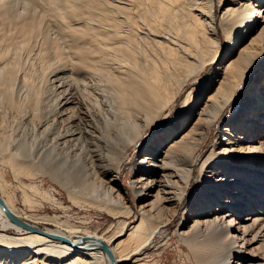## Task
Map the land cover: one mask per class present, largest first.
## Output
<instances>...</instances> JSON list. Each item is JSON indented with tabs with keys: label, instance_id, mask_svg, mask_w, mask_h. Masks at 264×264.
<instances>
[{
	"label": "bare ground",
	"instance_id": "obj_1",
	"mask_svg": "<svg viewBox=\"0 0 264 264\" xmlns=\"http://www.w3.org/2000/svg\"><path fill=\"white\" fill-rule=\"evenodd\" d=\"M220 31L229 58L211 71L206 101L199 106L189 91L132 167L138 222L127 238L109 246L119 234L77 237L81 229L20 212L0 192L40 231L11 222L0 207V264H111L102 242L117 264H149L142 255L180 215L196 169L198 188L177 228L196 264H264V71L211 150L199 154L244 82L264 67V0H0V163L16 178L47 173L81 188L97 183L110 214H135L120 186L123 161L216 62ZM22 58L37 59L40 70ZM0 178L8 182L2 166ZM24 200L36 208L26 191Z\"/></svg>",
	"mask_w": 264,
	"mask_h": 264
},
{
	"label": "rangeland",
	"instance_id": "obj_2",
	"mask_svg": "<svg viewBox=\"0 0 264 264\" xmlns=\"http://www.w3.org/2000/svg\"><path fill=\"white\" fill-rule=\"evenodd\" d=\"M216 7H217V14H219L221 12V6H219L218 3H216ZM220 34L222 36L223 41H222L221 51L218 55L216 62L208 65L205 71L200 76L196 77L195 79H193L191 82L188 83V85L185 87L182 94L174 104L175 106L173 105L171 107L172 110L168 111L169 115L167 114L166 117H163L158 121L160 127H158V123L150 127L145 133V135L140 139L139 143L135 147L129 150V153L126 156L127 159L125 158V160L123 161L122 171L120 174V186L126 191L128 195L129 203L132 204V206H134L133 208L135 209V214L129 217L123 215L117 217L115 215L113 216L112 213L110 214V212L105 209L107 208V206L100 204L102 199H106V197L104 196L105 195L104 189L101 188V185L99 184L97 185V183H93V182L89 183L88 187L82 185V188L85 187L83 191L81 186L79 187L76 184L74 185L73 183H67L61 177L59 176L56 177L55 175H50L47 173L36 175V178L33 177L35 179L29 177L16 178L12 170L8 166H5L1 163H0V167L2 166L3 172L8 182L3 181L0 178V192L3 193L5 197L9 199L12 202V204L15 206V208L20 212L21 211L29 212L28 214L36 212L35 214H40L42 216L56 217L58 222L65 223L71 227L81 229V231H78L75 234L77 237L83 236L84 230L99 234H106V235L114 234V233L119 234V236L113 242H111L109 246H113L119 240L126 239L129 228L134 223L138 222L137 209L139 207V201L132 192L131 182L134 178V175L132 173V167L135 163H137L140 160L142 150L146 147V145H148L151 139L154 136H156L158 133H160L170 122L172 117H174V115L177 113L179 109L181 101L185 98V96L188 94L189 91L193 90V95H195L196 97L200 96L199 106H201L206 101L207 95L209 93L208 85L210 82L211 71L217 65L226 63V61L229 58L227 52L228 45L226 43L222 31H220ZM22 59H21L22 64H24V66L27 69L35 67L36 71L40 70L41 65L39 64L40 62H37L38 61L37 59L34 58L35 59L34 60L33 58H30L33 61L32 60L28 61L29 59H27L26 61L25 58ZM29 63L32 64L35 63V64L33 66H30ZM263 71H264V67L254 72L244 82L243 86L238 92V96L236 97L233 103L232 111L229 113H224L221 116V118L216 123L213 124L206 141L204 142L203 146L199 151L201 157L205 156L211 150L215 137L224 119L231 117L240 109L242 103L241 99L251 88V85L255 82V80H257L258 76ZM11 117L12 115H8V119H11ZM188 125L189 124L184 125L183 128H181V130H179L178 133H182L188 127ZM20 128H18L17 133L15 132L18 135L14 134L17 138L20 135L18 138L19 140L16 142V144H19L20 140H22V136L20 133L21 131H19ZM48 142L49 141L46 140L42 141V143H40V146H43L45 143ZM26 145H24L25 149H27L28 146ZM23 185H26V187ZM32 186H35V188H29ZM96 187L99 188V190ZM197 188H198V171L196 169L194 173V177L191 181V186L188 189V193L181 205L182 209L179 213L180 215L174 221L170 222L168 226L161 231V233L157 234L154 244L159 243L160 241L161 243H159V245L157 246H154V244H152L145 251L144 255H142L144 259L148 260L149 264H196L194 258H192V254L188 246L184 245L179 240L177 235V228L179 227V224L181 223L183 218V209L188 205L189 200L194 196V194L196 193L195 190H197ZM25 191L33 197V201L37 205L36 208L33 207L34 208L33 209L32 207H29L28 206L29 203L27 202L26 204H24ZM97 191H99L100 193L99 192L96 193L95 196L92 195L94 192ZM73 195H76L77 197L73 198ZM91 197L92 199H89ZM86 199L88 201H86ZM40 225L42 227L43 226L56 227L54 226L55 223H48V224L40 223ZM1 230H2V226L0 224V231ZM7 233L9 235L16 234V232L13 230H8ZM165 238H168L167 242L166 241L164 242ZM85 243H83V245ZM85 247L87 250L92 248V246L90 245H85ZM120 264H131V263L121 262Z\"/></svg>",
	"mask_w": 264,
	"mask_h": 264
},
{
	"label": "water",
	"instance_id": "obj_3",
	"mask_svg": "<svg viewBox=\"0 0 264 264\" xmlns=\"http://www.w3.org/2000/svg\"><path fill=\"white\" fill-rule=\"evenodd\" d=\"M0 207L3 209L5 212L6 216L9 218V220L23 228H26L28 230H31L33 232H40L39 230L33 228L29 224L21 221L19 218H17L8 208L7 205L5 204L3 198L0 196ZM53 237H58V236H53ZM101 248L102 250L106 253V255L109 257L110 263L111 264H117L115 257L111 251V248L104 242L101 243Z\"/></svg>",
	"mask_w": 264,
	"mask_h": 264
}]
</instances>
